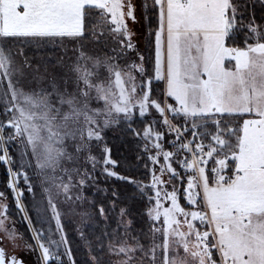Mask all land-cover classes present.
<instances>
[{"label":"snow or ice","instance_id":"6c2138e0","mask_svg":"<svg viewBox=\"0 0 264 264\" xmlns=\"http://www.w3.org/2000/svg\"><path fill=\"white\" fill-rule=\"evenodd\" d=\"M109 130L147 180L116 170ZM0 166L29 233L0 191V264H76L69 213L81 239L105 225L89 264H264V0H0ZM97 173L133 191L97 204Z\"/></svg>","mask_w":264,"mask_h":264},{"label":"rangeland","instance_id":"374dc122","mask_svg":"<svg viewBox=\"0 0 264 264\" xmlns=\"http://www.w3.org/2000/svg\"><path fill=\"white\" fill-rule=\"evenodd\" d=\"M137 31L140 34V38L137 41L139 49L141 50V52H143L145 54L146 57L150 56L151 50L150 49L146 50L147 49V43H146V39L143 37V28L141 26H137ZM69 47H71V46H69ZM88 51H89V54H93V53L96 54L97 53V49L93 45H88ZM61 52H62V50L60 48L49 45L47 48H45L40 53V56L50 58L51 60H55L57 56L61 55ZM99 54L103 55V53H99ZM129 55H130V57L132 56V54H129ZM161 87H162V85L160 86L159 90L157 91V95L160 93ZM134 126L137 128L142 127V124H141L139 119L135 120ZM116 131H118V134H119L118 136L112 135V130H109L107 132V138L109 141V146L112 148V158L118 162V167L116 170L121 175H127V176L135 177L137 179L147 180V171L143 166V164L146 163L147 161L146 160L138 161L136 159L137 141L134 140L130 135H125L122 132H120L119 130H116ZM125 143H127L128 145H126ZM2 172H3L2 167L0 166V181L2 179ZM29 174L31 175V173H29ZM97 176H98V183L100 185V188L108 190L107 196L105 195V193L103 191L98 192L94 188H88L85 191V195L90 200H94L97 204H98V202H97L98 196L102 197V199L108 198L111 195L112 189H115L120 194L123 192L125 194L124 196H127L129 193H131L133 191V189L130 185H128L122 181H118L114 178H106L99 173H97ZM0 191H3V189L0 188ZM6 195H7L6 203L8 204V212H9V216L11 217V221L14 222L16 229L19 232H22L24 234L25 238H29L25 234V232L22 230L20 220L11 214V210L13 208L16 209L15 202L13 199V195L7 194V193H6ZM125 199H126V197L122 198V196H121L122 201ZM39 200H40V193H39L38 188H37V194L35 197H33L32 194L27 193V191H25V194L23 197V203L28 210V214L33 217L34 221L37 219V209L35 207V204ZM143 207H144L143 203H137L135 205V208L137 211L143 209ZM85 210H87L89 212L92 211L91 208H87L83 204L81 205L80 208L76 209L77 212H82ZM17 212H19V211L17 210ZM70 221L72 222L71 224H70ZM97 222H98V220L90 223L87 227H83V231H84L86 237L88 234V233H86V228H90V231H91V228L94 231H96L95 225L97 224ZM64 223H65V231H67L66 227L70 226V225H71V228H73L74 232H78L77 229L82 227V225L79 221V217L73 216L71 213H69L67 216L64 217ZM112 226L113 227L115 226L114 222H113ZM37 227H39L38 224H37ZM141 227H146V225L140 219V217L137 216V225H136L137 231H139V229ZM78 235H79V233H78ZM81 241L88 248L89 255H90V250H91V254H93V252H94L93 247L95 245H93L91 243V240L90 239H83ZM106 243H107V241H106ZM5 247H6V250L8 251L9 254H12L15 251L10 244H7V242L5 243ZM16 254L19 256H22L26 260L27 264H36V254H34V253L25 254V253L19 252V251H16ZM105 259L108 261H111V264H116V260L118 258L114 257V256H108V258H105ZM66 261H67V258H65V262Z\"/></svg>","mask_w":264,"mask_h":264},{"label":"trees","instance_id":"16d2710c","mask_svg":"<svg viewBox=\"0 0 264 264\" xmlns=\"http://www.w3.org/2000/svg\"><path fill=\"white\" fill-rule=\"evenodd\" d=\"M100 55H102V54H100ZM160 86H161V84H157V85L154 86L156 88V93L159 90ZM112 135L118 136L119 135L118 131L114 132L112 130ZM125 144L128 145L127 143H125ZM2 171L3 172H2V179L0 181V188L3 189V191H5L7 194H10V193H8V191L6 189L7 175H6L4 167H2ZM124 195L125 194L122 192L121 193L122 198L127 197V196H124ZM107 200H108V198L102 199V197L98 196L97 202H98V204L105 203V205H107ZM11 214L14 215L15 217H17L20 220L22 230L29 237L28 224L23 220L22 214L17 212V209H15V208H13L11 210ZM71 223L72 222L70 221V224ZM66 228H67L66 232H67V235H68L69 242L71 244V248H72V251H73V257H74V259L76 261V264H89V256H90L89 255V250L82 243L81 240H83V239H81V237L78 235V232H74L73 231V228H71V225L67 226ZM104 228H105V225L103 224V222H100V221H98L97 224L95 225L96 231H94L92 228H91V231H90V228H86V233H88L86 238L90 239L91 243L93 245H95L93 247V251H94L93 254H97V252H96V249L98 248L97 240H98V238L101 237V232H102V230ZM106 241L107 240H105L104 242L106 243ZM104 258H108V255H107L106 252L104 254ZM106 261H108V260H106ZM65 264H67V261L65 262Z\"/></svg>","mask_w":264,"mask_h":264}]
</instances>
